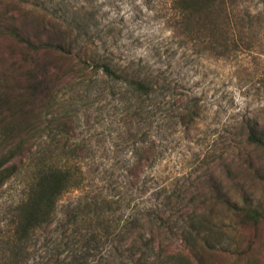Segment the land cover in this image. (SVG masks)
<instances>
[{"label": "trees", "instance_id": "trees-1", "mask_svg": "<svg viewBox=\"0 0 264 264\" xmlns=\"http://www.w3.org/2000/svg\"><path fill=\"white\" fill-rule=\"evenodd\" d=\"M7 1L20 6L0 11V37L12 40L19 51L11 64L0 67V195L14 178L24 173L28 178L6 231L0 234V264H167L173 259V245L199 260L203 250L215 249L213 227L199 213L200 188L197 195L188 196V188L152 209L114 222L109 203L104 207L92 198L74 200L67 213L59 215L62 197L82 189L87 180L82 167L60 166L38 152L46 140L69 158L86 155V146L75 138L73 117L59 110L64 89L104 83L115 90L121 84L118 91L122 89L129 102L125 112L130 120H139L150 100L161 99L172 105V119L184 127L198 119V102L165 71L104 50L92 18L79 11L54 9L48 0ZM245 1L173 0L175 24L221 32H225L223 24L232 21L250 27L251 12L237 10ZM231 145L236 159L224 158L222 169L232 181L233 194L218 185V198L237 216L264 224V202L251 196L244 182L236 181L250 170L258 177L264 175V161L258 156L264 154V121H242ZM157 155L154 142L140 150L128 169L132 185L139 186ZM190 205L194 209L185 214ZM198 217L201 229L195 223Z\"/></svg>", "mask_w": 264, "mask_h": 264}, {"label": "rangeland", "instance_id": "rangeland-1", "mask_svg": "<svg viewBox=\"0 0 264 264\" xmlns=\"http://www.w3.org/2000/svg\"><path fill=\"white\" fill-rule=\"evenodd\" d=\"M48 1L54 9L79 11L92 18L104 50L170 74L197 99L200 112L195 122L184 127L172 119V105L156 99L145 104L146 112L139 120H130L125 112L129 102L122 89L118 91L121 84L115 90L104 83L64 89L58 107L73 117L75 138L86 146V155L69 158L49 147L46 140L38 152L60 166L82 167L87 180L82 189L62 197L59 215L64 216L74 200L92 198L104 207L109 203L114 222L144 208L152 209L188 188V196L197 195L200 188L199 213L205 214L213 227L211 240L216 248L203 250L199 260L173 245V259L167 264H264V224L234 214L215 190L220 185L233 194L232 181L222 168L224 158L236 159L231 144L239 125L248 119L264 121V0H247L237 9L239 13L244 8L251 12L250 27L232 21L223 24L225 32L202 25L176 26L173 0ZM19 6L0 0V11ZM18 51L12 40L0 37V67L11 64ZM153 142L157 158L146 168L139 186H134L128 169L140 150ZM258 156L264 161V154ZM263 176L250 170L236 181L244 182L250 195L264 202ZM27 178V173L14 178L0 195V234L6 231ZM192 209L193 205L187 206L185 214ZM197 220L201 229L199 217Z\"/></svg>", "mask_w": 264, "mask_h": 264}]
</instances>
